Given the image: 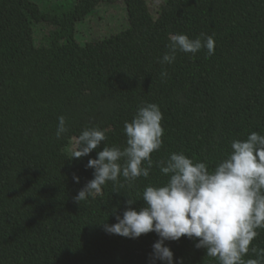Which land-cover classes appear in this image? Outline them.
<instances>
[{
	"label": "trees",
	"instance_id": "trees-1",
	"mask_svg": "<svg viewBox=\"0 0 264 264\" xmlns=\"http://www.w3.org/2000/svg\"><path fill=\"white\" fill-rule=\"evenodd\" d=\"M109 1L0 0V264H150L157 233L127 238L104 223L117 222L130 196L140 209L145 187L168 181L156 162L182 151L212 170L233 140L264 135V0H124V27L79 40V24ZM176 33L213 36L214 54L161 63ZM146 103L159 105L164 128L150 175L121 176L77 203L94 178L88 160L104 145L123 147L125 121ZM61 115L68 131L57 139ZM86 127L106 129L107 140L69 158ZM258 232L245 260L257 258L252 246L264 249ZM197 242L165 241L182 264H219Z\"/></svg>",
	"mask_w": 264,
	"mask_h": 264
},
{
	"label": "clouds",
	"instance_id": "clouds-1",
	"mask_svg": "<svg viewBox=\"0 0 264 264\" xmlns=\"http://www.w3.org/2000/svg\"><path fill=\"white\" fill-rule=\"evenodd\" d=\"M167 48L161 63L171 64L178 52L195 54L206 48L208 55H213L215 39L203 34L196 38L169 34ZM162 120L158 104L140 106L133 119L125 121V145H104L96 158L88 160L86 167L94 169V178L78 192L75 201L80 204L95 198L107 182H117L121 176L127 181L147 178L154 163L151 154L163 144ZM67 131L66 118L61 115L56 138ZM106 132L86 127L69 158L89 155L107 140ZM231 149L212 170L206 162L194 161L182 151L173 152L167 161L156 162L168 181L146 186L140 209L131 207L137 199L130 196L123 215L117 216L114 224L104 223V230L127 238L157 233L159 239L153 244L150 264H182L165 241L183 236L197 240L195 246L206 249V255L216 258L219 264H264V249L256 246L251 247V252L257 258L244 259L259 235L258 229H264V135L252 132L244 140H233ZM74 180L79 183L80 177L74 176Z\"/></svg>",
	"mask_w": 264,
	"mask_h": 264
},
{
	"label": "rangeland",
	"instance_id": "rangeland-1",
	"mask_svg": "<svg viewBox=\"0 0 264 264\" xmlns=\"http://www.w3.org/2000/svg\"><path fill=\"white\" fill-rule=\"evenodd\" d=\"M43 2V0H39ZM160 0H150L152 5L157 6ZM124 0H114L99 5L78 26V38L82 42L99 39L111 35L120 30L127 22V11Z\"/></svg>",
	"mask_w": 264,
	"mask_h": 264
}]
</instances>
